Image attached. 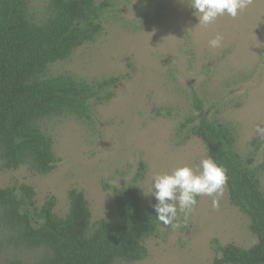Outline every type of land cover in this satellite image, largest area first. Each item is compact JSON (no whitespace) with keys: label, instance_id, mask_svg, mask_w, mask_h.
<instances>
[{"label":"rangeland","instance_id":"obj_1","mask_svg":"<svg viewBox=\"0 0 264 264\" xmlns=\"http://www.w3.org/2000/svg\"><path fill=\"white\" fill-rule=\"evenodd\" d=\"M111 1L104 33L70 60L50 66L47 77L70 73L88 82L119 77L115 98L95 106L90 121H46L56 169L43 176L26 166L3 170L0 162V188L30 185L38 207L55 196L59 217L68 213V195L76 189L84 193L94 224L117 215L113 187L127 184L144 163L142 201L153 208L156 175L183 166L199 174L201 161L209 158L198 138L178 143V126L191 115L234 126L239 153L245 158L256 151V164L264 165V0H251L236 18L225 14L209 25H199L188 0ZM45 6L46 0H32L37 12ZM217 34L224 39L213 48L209 41ZM261 184L264 190V174ZM177 222L178 227L161 223L157 235L144 243L148 257L132 264H214L215 241L243 249L257 243L249 217L232 205L227 186L218 208L211 197H200ZM41 256L3 236L0 264L12 259L39 264Z\"/></svg>","mask_w":264,"mask_h":264},{"label":"trees","instance_id":"obj_2","mask_svg":"<svg viewBox=\"0 0 264 264\" xmlns=\"http://www.w3.org/2000/svg\"><path fill=\"white\" fill-rule=\"evenodd\" d=\"M111 0H46L43 11L32 0H0V162L3 170L22 166L49 175L57 166L54 140L46 121L73 117L90 121L94 108L112 101L119 77L88 82L62 73L47 77L50 66L66 62L77 49L94 43L105 31ZM196 109L204 110L196 100ZM193 138L208 156L227 170L232 205L250 219L257 243L248 249L215 241L214 264H264V165L256 151L243 157L237 149L236 128L218 118L187 116L177 129L179 145ZM147 167L140 163L125 185L113 187L117 215L91 222L83 192H69L65 217L55 213L57 198L38 207L36 192L27 184L0 188V249L3 236L15 246L41 251L39 264H132L148 257L144 243L157 235L161 222L154 208L143 206L141 184ZM200 197H197L199 201ZM5 264H25L12 259Z\"/></svg>","mask_w":264,"mask_h":264},{"label":"clouds","instance_id":"obj_3","mask_svg":"<svg viewBox=\"0 0 264 264\" xmlns=\"http://www.w3.org/2000/svg\"><path fill=\"white\" fill-rule=\"evenodd\" d=\"M250 3L251 0H188L199 25L212 24L225 14L236 18ZM223 39L222 34H217L209 45L220 47ZM200 167L199 174L183 166L153 178L151 193L156 200L153 208L162 224L178 227V215L191 213L198 205L197 197H211L213 208L219 207L228 182L227 170L211 157L203 159Z\"/></svg>","mask_w":264,"mask_h":264}]
</instances>
